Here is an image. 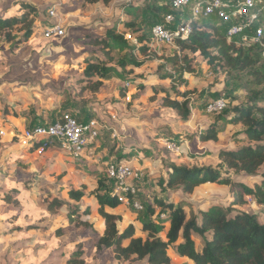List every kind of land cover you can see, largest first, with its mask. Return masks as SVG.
<instances>
[{"label": "rangeland", "instance_id": "1", "mask_svg": "<svg viewBox=\"0 0 264 264\" xmlns=\"http://www.w3.org/2000/svg\"><path fill=\"white\" fill-rule=\"evenodd\" d=\"M23 1L54 2L58 15L52 16L50 12L49 15L56 18L65 34L48 35L47 26L37 22L34 34L28 39L23 32L16 33L10 43L4 37L0 38V131H5V135H0V264H66L69 254L78 250L79 242H86L91 236L74 227L61 237L54 236L58 228L68 226L67 214L72 206L85 208L90 205L94 229L103 234L105 223L97 212V199L86 196L77 203L69 199L68 191L84 187L86 193L92 192L97 189V181L103 178L115 194V183L107 175V163L111 159L126 156L138 160L135 167L141 170L142 175L135 183L139 190L135 199L144 208L139 210L122 203L116 209L121 217L118 228L122 231L133 224L138 236H143L144 222L150 219L148 207L154 204L155 194L167 202L183 205L188 219L199 217L200 210L209 205L220 204L227 208L230 204L233 188L227 185L208 183L196 188L192 194L178 190L167 195L159 188L154 190L153 181L161 173H166L164 162L169 158L177 164L213 166L224 176L250 186L264 182V166L258 176L249 178L234 175L217 159L220 150L241 146L245 142L243 124L231 122L235 108L250 104L254 98L263 100L259 105L264 106V86L257 88V94L249 91L253 80L249 70L229 72L219 63L210 64L199 57L193 63V71L183 73V80L187 83L174 82L168 75L178 76L179 72L166 58L178 50L176 44L155 45L154 60L141 68L120 66L122 59L135 51L132 47L118 45L111 53L114 56L110 64L112 77L104 80L97 93L84 89L89 85V79L83 74L85 60L92 56L104 60L109 58L100 46H81L79 42L105 36L108 26L116 25L122 33L124 20L136 22L141 34L152 41V27L172 10V0H114L107 6L92 4L88 10L68 13H63L62 8L72 0H0V15L7 8L16 11L19 8L17 4ZM261 7L259 15L264 29V3ZM130 33L128 30L126 38ZM238 42L242 44L240 40ZM71 53L80 56L73 57ZM138 58L144 59L141 55ZM263 66L264 60L259 67ZM97 79L94 77L92 80ZM174 85L177 91L189 93L191 114L187 121L162 104L166 94L164 89L174 95ZM218 98H225L227 107L221 112H208V102ZM178 100L183 98L179 96ZM80 111L84 119L92 115L106 125L98 143L80 161L58 146L45 150L27 149L13 139L12 134L25 127L38 122H52L63 112L79 114ZM122 126L126 131H121ZM211 126L223 129L218 141H199L197 135ZM192 136L194 144L197 142L194 149ZM161 138H172L177 150L167 149ZM42 197L50 201L57 197L69 205L54 216L47 209L37 212L35 205H41ZM7 198L12 200L7 201ZM246 199L245 205L234 208L257 214L264 223V206L251 196ZM156 208L152 220L162 227L159 237L167 241L169 212ZM43 216L50 217L40 225L38 220ZM31 225L38 227L31 228ZM93 238L96 239L84 247L87 264H142L134 261L119 263L111 249L97 251L94 248L97 236ZM193 238L197 248L202 249L204 242L201 237L193 235ZM181 242L182 238L168 250L171 263L193 264L177 252V245Z\"/></svg>", "mask_w": 264, "mask_h": 264}, {"label": "trees", "instance_id": "2", "mask_svg": "<svg viewBox=\"0 0 264 264\" xmlns=\"http://www.w3.org/2000/svg\"><path fill=\"white\" fill-rule=\"evenodd\" d=\"M113 1L72 0L62 8V12L68 13V11L73 12L79 9L88 10L92 4L107 6ZM53 3L23 1L17 4L19 8L16 11L7 8L8 10L0 15V38L4 37L5 41L10 43L14 41L16 33L23 32L28 39L34 34L37 22L43 23L47 27L56 26L58 21L49 15L50 10L54 7ZM262 21L264 23V18ZM122 26L124 28L122 33L118 31V26H108L105 36H94L90 38L89 42H79L81 46L86 44L100 46L106 57L109 58L104 60L92 56L85 60L86 66L83 74L89 79V85L85 86L84 89L97 93L103 86L104 80L112 77L113 69L110 64L114 61V56L111 54L114 46H129L135 51L129 57L122 59L120 66L123 68L129 65L141 68L146 62L154 60L156 54L153 52L151 40L146 35L141 34V29L137 28L136 22L124 20ZM128 30L131 33L130 37L126 38ZM134 40L137 42H133ZM176 46L178 50L175 54L166 58L173 69L175 68L179 72L178 76L168 75L174 82L179 80L187 83V80H183V73L192 72L193 63L197 58L202 57L208 60L210 64L219 63L229 72L249 70L253 76L249 89L252 94H257V88L264 86V66L259 67L264 60L261 44L246 47L230 42L220 31V27L211 21L196 23L189 37L176 41ZM71 55L73 57L80 56L77 53H71ZM140 55L144 57L143 60L138 58ZM94 77L98 79L93 81ZM173 88L176 91L174 95L164 89L166 94L162 99V104L164 107L176 111L183 121H187L191 114L189 93L177 91L175 85ZM143 90L144 87L141 88V91ZM173 96L175 97L173 98ZM179 96L183 98L182 101L178 100ZM261 101L263 100L257 101L254 98L250 104L235 108L231 122L243 124L245 142L241 146L220 150L217 153L220 165L226 167L234 175H244L249 178L258 176L259 171L264 166V106L259 105ZM65 113L70 112H63L56 119L62 118ZM73 115L79 121L98 119L92 115L84 119V114L81 111L79 114ZM222 131L220 126H211L199 133L197 137L201 142L218 141ZM194 141L195 138L192 136L191 145L193 149L197 144V142L194 144ZM41 145H45V148L50 146L47 142H42L33 149H38ZM164 167L167 169L166 173H161L159 178L153 181L154 190L159 188L161 193L167 195L178 190L192 194L196 188L208 183L227 185L233 188V196L229 206L225 208L220 204H212L201 209L199 217L188 219L183 205L167 202L165 198L155 194L153 196L154 204L148 207L150 219L144 222L143 236H138L133 224L122 231L118 228V221L121 220V217L107 211V208L116 209L122 202L119 196L114 194L111 188L106 185L105 180L100 178L97 181V189L92 192L86 193L84 187L81 189L72 188L68 191L69 199L77 203H80L86 196H94L97 199V212L104 220L105 230L100 235L94 229L93 208L90 205L85 208L82 206L69 208L68 226L58 228L54 236L61 237L66 231L74 227L77 231L82 230L85 234L91 235L92 238L90 236L86 242H79L78 250L69 254L66 264H87L84 258L86 252L84 247L96 239L93 236H97L94 248L97 251L111 249L119 263L134 261L142 264H172L168 250L170 246L182 238L183 242L177 245V252L182 257L188 258L193 264H264V223L260 221L259 215L234 208L245 205L248 196L253 197L256 203L264 206V182L250 186L244 182L233 180L232 177L224 176L213 166L177 164L170 158L164 162ZM8 200L12 199L7 198ZM40 202V206L35 205L36 211L40 212L47 209L51 214L53 213V216L64 206L69 205V202L57 197L51 201L42 197ZM43 206L47 208H43ZM156 207L169 212L170 226L166 234L167 241L159 237L162 227L158 226L155 220H152L156 213ZM49 217L39 218L38 223L48 221ZM30 227H38V225H31ZM193 235H197L203 240L202 249L197 248ZM127 241L128 244L125 245Z\"/></svg>", "mask_w": 264, "mask_h": 264}, {"label": "built area", "instance_id": "3", "mask_svg": "<svg viewBox=\"0 0 264 264\" xmlns=\"http://www.w3.org/2000/svg\"><path fill=\"white\" fill-rule=\"evenodd\" d=\"M264 0H172V10L152 27V49L155 45H172L176 41L187 39L196 23L211 21L220 27V31L230 42L250 47L261 44L264 56V29L260 22L259 11ZM261 7V8H260ZM260 8V9H259ZM57 16L56 7L50 10ZM48 35H64L65 30L57 24L47 27ZM242 44H240L238 42ZM227 107L225 98L208 102V112H221ZM106 128L98 119L79 121L73 114L65 113L62 118L52 122L37 123L13 133V139L27 149L47 142L58 146L75 160L86 157L92 146L98 143L101 131ZM0 135H5L1 130ZM170 138H161V143L169 150H177V145ZM49 146V147H50ZM38 149L45 150V145ZM133 159H111L107 163V175L115 183V194L124 204L143 209L135 195L139 190L135 183L141 179V170L136 168ZM165 216V215H162Z\"/></svg>", "mask_w": 264, "mask_h": 264}, {"label": "crops", "instance_id": "4", "mask_svg": "<svg viewBox=\"0 0 264 264\" xmlns=\"http://www.w3.org/2000/svg\"><path fill=\"white\" fill-rule=\"evenodd\" d=\"M123 124H124V123H123ZM123 124H122V125H123ZM123 126H124V125H123ZM123 126H122V128H121V131H122V130H123V131H126V129H125L126 127L124 126V127H125V128H124ZM114 130H116V129L114 128ZM233 147H238V145H235V146H233ZM233 147H232V148H233ZM136 162H138V160L135 161V165H136ZM122 205H123V204H122ZM116 209H117V208H116ZM116 209L107 208V211L112 212V213H115V214H118ZM100 218H101V217H100ZM101 220H103V219H101ZM101 223H102V222H101ZM127 244H128V241L125 242V245H127Z\"/></svg>", "mask_w": 264, "mask_h": 264}]
</instances>
